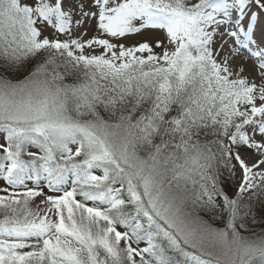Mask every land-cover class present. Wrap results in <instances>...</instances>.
I'll use <instances>...</instances> for the list:
<instances>
[{"label":"snow or ice","instance_id":"6c2138e0","mask_svg":"<svg viewBox=\"0 0 264 264\" xmlns=\"http://www.w3.org/2000/svg\"><path fill=\"white\" fill-rule=\"evenodd\" d=\"M0 181V264H264V0H0Z\"/></svg>","mask_w":264,"mask_h":264},{"label":"rangeland","instance_id":"374dc122","mask_svg":"<svg viewBox=\"0 0 264 264\" xmlns=\"http://www.w3.org/2000/svg\"><path fill=\"white\" fill-rule=\"evenodd\" d=\"M162 35H163V33H161V32H149V33H146L143 36H136V37L129 38L125 42L129 43V44H133V43H136V42H142L145 39H148L149 41H152V40H154V39H156L158 37H162ZM0 183H2V181H0ZM253 228L257 232H259L261 229H264V224L253 225Z\"/></svg>","mask_w":264,"mask_h":264},{"label":"bare ground","instance_id":"6f19581e","mask_svg":"<svg viewBox=\"0 0 264 264\" xmlns=\"http://www.w3.org/2000/svg\"><path fill=\"white\" fill-rule=\"evenodd\" d=\"M245 58H247V54L246 53H244V54H242ZM250 63V65L253 63L252 61H250L249 62Z\"/></svg>","mask_w":264,"mask_h":264}]
</instances>
